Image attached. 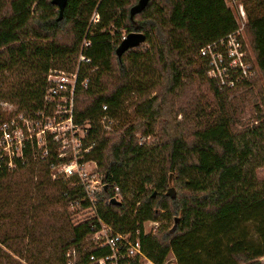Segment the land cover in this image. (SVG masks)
Instances as JSON below:
<instances>
[{
    "label": "trees",
    "instance_id": "1",
    "mask_svg": "<svg viewBox=\"0 0 264 264\" xmlns=\"http://www.w3.org/2000/svg\"><path fill=\"white\" fill-rule=\"evenodd\" d=\"M136 1L67 0L58 19L51 0H0V100L32 112L42 104L48 70L70 72L79 65L74 120L87 125L91 148L85 159L96 163L108 184L99 194L98 217L137 238L154 264H163L169 253L177 264H264V179L257 177L264 168V117L237 129L228 101L235 89H220L198 56L203 45L236 29L234 15L223 0H149L130 19ZM240 1L259 73L237 88L251 85L259 92L264 0ZM122 30L144 33L145 41L119 59ZM84 39L90 63L76 62ZM131 92L137 93L128 105L134 116L107 134L102 117L117 121ZM10 114L0 112V122ZM141 136L155 139L140 142ZM48 147L46 160H30L0 177V227L16 217L10 226L21 234L10 233L26 246L9 245L5 235L0 245L21 259L28 253V264H66L68 250H75L76 264H91V254H104L87 241L96 219L71 222L68 207L80 201L81 188L51 179L49 165L58 159L55 143ZM19 170L27 172L25 185L13 179ZM169 174L174 198L166 195ZM115 186L122 195L118 205L108 202ZM146 221L159 223L154 234L144 233ZM252 224L258 241L249 236ZM4 254L0 247V258Z\"/></svg>",
    "mask_w": 264,
    "mask_h": 264
},
{
    "label": "built area",
    "instance_id": "2",
    "mask_svg": "<svg viewBox=\"0 0 264 264\" xmlns=\"http://www.w3.org/2000/svg\"><path fill=\"white\" fill-rule=\"evenodd\" d=\"M223 1L234 15L236 29L203 45L198 50V56L205 58L207 62L209 79L216 81L220 89L233 90L243 82L256 77L259 71L256 63H253L254 56L247 49L248 44L245 41L247 14L243 3L240 0ZM97 20L98 16L94 14L92 21ZM89 45L88 40L82 41L78 63H90V59L83 53ZM78 66L72 72L49 69L48 85L41 106L28 113L12 111L0 122V177L5 172L10 173L20 166H27L30 160H46L50 154L49 141L56 143L59 146V151L55 154L58 160L49 165L51 179L73 181L71 184L79 186L82 197L80 201H71V208L77 214L87 213L81 221L96 219L97 230L89 238L95 249H103L105 255L91 254L90 263L154 264L142 252L137 238L132 239L130 234L116 232L97 215L99 194L108 187V184L103 182L102 177L97 173L96 163L85 159L91 148L87 146L86 141L87 125H79L74 120ZM87 83L88 78H85L80 86L85 88ZM102 109L106 110V106ZM100 122L103 130H111L113 118L103 116ZM70 145H72V157L67 158L66 150ZM89 164L93 165L92 169H88ZM113 192L112 197L121 201L119 188L113 187ZM83 203L86 205L85 208ZM144 224L145 222L143 227ZM75 255V250H68L65 254L66 264H76ZM163 264H177V262L175 258H171L166 259Z\"/></svg>",
    "mask_w": 264,
    "mask_h": 264
},
{
    "label": "rangeland",
    "instance_id": "3",
    "mask_svg": "<svg viewBox=\"0 0 264 264\" xmlns=\"http://www.w3.org/2000/svg\"><path fill=\"white\" fill-rule=\"evenodd\" d=\"M111 31H112V33L115 34V32H117L119 30L112 29ZM127 33H128L127 30L121 31L122 39L126 36ZM244 36H245V41L248 44L247 49L249 50V52L253 56V52H252V49L250 47V43L248 41L246 31L244 33ZM76 62H78V59ZM76 67H77V65H75L74 71L76 70ZM72 71H70V72H72ZM137 76H138V74L135 73L133 75V79L136 80ZM1 81H2V79L0 78V82ZM260 85H261V91L259 90V92H258L257 88L252 87L251 85H248V86L242 87V88H237V89H235V91L229 92L228 101H231V104H232L231 110L234 112V115L238 119V123L236 124L237 129H242L246 126L255 125L257 123L256 117L260 114L262 117H264V85L262 84V82H260ZM250 89H251V91H249ZM136 98H137L136 92H131L129 95L126 96L124 109H122V111L120 113L115 115L117 118V121L113 119V124H112V128L110 131L104 130L107 134L111 133L113 130L115 131L116 129H117V131H119L118 125L120 123H122L123 121L129 120L130 118H132L134 116L132 108H130L128 105L130 102L134 101ZM15 110H16L15 105L8 103V102H4L3 100H0V112L9 113V112H12ZM137 136H140V135L137 134ZM146 139L148 142H150V141H153L155 139V136H150L147 138L142 137V138H139V141H144ZM71 146L72 145H70L69 148L66 150V157L67 158L72 157V147ZM53 151L55 154L57 151H59V146L56 143H55V147H54ZM88 166H89L88 169L93 168L92 164H89ZM14 174H15L14 177H16V178L13 177V179L16 180L19 178L18 180L20 181V183L25 185V183L23 181L25 180V177L27 176V172L24 170H19ZM9 177H10L9 179H11L12 176H9ZM257 177L260 180L264 179V168H260L257 170ZM68 210L72 213L70 215V219H71V222L74 224L83 220L84 218H82V217H84V215H87V213H83V214L73 213L74 211L71 208V206L68 207ZM17 220L18 219L16 217H14L10 221L12 222V224H14ZM11 222H9V220L7 221V219H5L3 221V224L0 227V236H4V235L7 236L8 237L7 238L8 244L12 245L13 247H18L20 250L26 246V240L20 239L19 236L14 237L15 236L14 234H17V235L21 234V231H20L21 229L17 225L10 226ZM158 226H159L158 222H156V224H154L153 221H146L143 228H144V231H146V233H148L149 231H153L152 233L154 234L158 230ZM250 227H251V231L249 232V236L252 239L258 241V236L256 234V231L253 228V224ZM11 229H14L13 230V231H15L14 234L10 233ZM87 241H89V243L92 244L91 238H88ZM0 247L5 251L6 255L9 254V256L12 257V259H13V260H10L4 254L0 258V264H28L27 263L28 260L26 261V258L30 257L33 259V257H31L28 253H24V256L26 258L21 259V258L17 257L16 255H14L11 251L6 249L4 246L0 245ZM174 257L175 256L173 255V253H169L167 259L169 260V259L174 258ZM75 259L77 260V255H75ZM262 260L264 262V257L262 258Z\"/></svg>",
    "mask_w": 264,
    "mask_h": 264
},
{
    "label": "water",
    "instance_id": "4",
    "mask_svg": "<svg viewBox=\"0 0 264 264\" xmlns=\"http://www.w3.org/2000/svg\"><path fill=\"white\" fill-rule=\"evenodd\" d=\"M149 0H137V2L130 7L129 9V17L130 19H133V16L140 13L148 4ZM51 3L54 4L59 13H58V19L62 18L64 7L67 3V0H51ZM145 41V35L141 32H129L126 34V36L121 40L119 45L116 47L115 52L117 57L120 59L122 54L126 52L128 49L134 48L139 46ZM168 188L166 191V195L174 198L175 197V189L172 186V174H169V180H168ZM110 203L112 204H120L121 201L112 198L110 200Z\"/></svg>",
    "mask_w": 264,
    "mask_h": 264
},
{
    "label": "bare ground",
    "instance_id": "5",
    "mask_svg": "<svg viewBox=\"0 0 264 264\" xmlns=\"http://www.w3.org/2000/svg\"><path fill=\"white\" fill-rule=\"evenodd\" d=\"M253 63L255 64V61H253ZM257 68H258V67H257ZM112 198H114V197H111L110 200H111ZM114 199H115V198H114ZM109 203H110V201H109ZM99 250L103 251V249H99Z\"/></svg>",
    "mask_w": 264,
    "mask_h": 264
}]
</instances>
